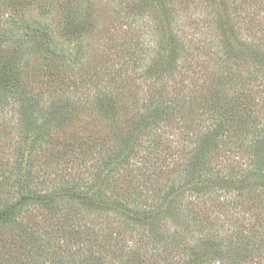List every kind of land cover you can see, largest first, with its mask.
<instances>
[{
  "label": "trees",
  "instance_id": "1",
  "mask_svg": "<svg viewBox=\"0 0 264 264\" xmlns=\"http://www.w3.org/2000/svg\"><path fill=\"white\" fill-rule=\"evenodd\" d=\"M12 19L13 26L0 32V128L5 135L17 133L20 148L12 164L3 166L0 160V229L15 224L31 207L56 211L62 199L95 205L144 197L143 189L128 180L139 152H147L145 164L151 158L155 166L161 152L166 161L172 158L177 186L165 185V195L163 187L152 189L157 200L183 197L187 190L206 199L222 184L228 194L243 190L233 195L252 201L259 182L264 188V73L246 80L234 74L223 84V75L199 80L197 71L193 87H181L177 77L192 68L178 61L173 48L169 58L153 60L143 73L134 60L130 78L87 56V22H69L71 27L58 34L47 22ZM255 63L264 72V58ZM254 82L256 96L242 90ZM173 124L184 134L175 144L177 153L170 152L175 145L167 137ZM68 126L74 127L70 133ZM36 158L42 168L34 164ZM149 174L171 178L152 168ZM50 185L59 189L45 192ZM58 224L50 216L38 226L54 229ZM59 232L46 234L55 239ZM15 243L26 248L24 241ZM196 248H190L193 256ZM191 263L201 262L193 258Z\"/></svg>",
  "mask_w": 264,
  "mask_h": 264
},
{
  "label": "rangeland",
  "instance_id": "2",
  "mask_svg": "<svg viewBox=\"0 0 264 264\" xmlns=\"http://www.w3.org/2000/svg\"><path fill=\"white\" fill-rule=\"evenodd\" d=\"M12 17L47 22L58 34L71 27L69 22H74V26L87 22L91 27L85 38L87 56L95 65L107 62L112 73L122 70L130 78L134 60L143 73L154 65L153 60L167 59L175 49L178 61H185L192 68L186 76L177 77L181 87L192 88L197 82L193 76L199 80L207 76L212 81L223 75L220 78L225 84L234 74L246 80L253 73H264L259 72L261 65L255 63L264 58V0H0V32L13 26ZM70 37L69 41L74 42ZM142 87L144 90V84ZM242 90L256 96L258 82ZM173 126L167 130V137L175 145L184 134L177 124ZM73 129L68 126L67 132ZM19 140L17 133L5 135L0 128L3 166L13 163ZM180 151L177 145L170 150ZM160 155L156 166L150 164L151 158L145 164L147 152H139L134 158V171L128 180L143 189L142 198L130 202L105 199L95 205L62 199L53 212L31 207L15 224L0 229V262L188 264L197 258L200 264H264L261 183L252 201L234 196L243 190L232 188L228 194L222 184L221 191L206 199L187 190L183 197L157 200L152 189L163 187L165 195V185L176 184L174 165L169 166L172 158L167 157L166 161L164 152ZM180 160L177 158V163ZM39 161L36 158L34 164L42 168ZM151 168L171 178L162 181L150 177ZM77 184L80 185L78 181ZM214 184L218 187L219 181ZM58 189L50 185L45 192ZM155 212L159 215L155 216ZM130 214L137 220H131ZM50 216L56 217L59 224L54 229L40 228L38 225ZM56 229L60 232L55 239L46 234ZM23 241L24 250L15 248V242ZM205 241L216 245L202 244ZM191 247H197V256L192 255Z\"/></svg>",
  "mask_w": 264,
  "mask_h": 264
}]
</instances>
